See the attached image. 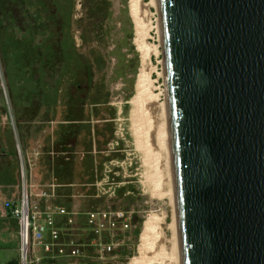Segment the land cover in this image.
<instances>
[{
  "label": "water",
  "instance_id": "1",
  "mask_svg": "<svg viewBox=\"0 0 264 264\" xmlns=\"http://www.w3.org/2000/svg\"><path fill=\"white\" fill-rule=\"evenodd\" d=\"M182 264H264V0H159Z\"/></svg>",
  "mask_w": 264,
  "mask_h": 264
},
{
  "label": "rangeland",
  "instance_id": "2",
  "mask_svg": "<svg viewBox=\"0 0 264 264\" xmlns=\"http://www.w3.org/2000/svg\"><path fill=\"white\" fill-rule=\"evenodd\" d=\"M106 1L108 2L107 19L102 24V27L94 28L92 34L90 35V38H87L85 42H82L80 37V27H82L83 30L88 29L87 22L82 19V12L84 11L83 4H85V0H56L57 3L61 4L62 9L65 11V14L70 15L69 21H71V24L68 35L69 39L72 41V43L75 44L76 50L80 53H83V57L85 56L84 58L88 59L93 66L95 76V88L93 92L97 91L96 93L100 94L98 97H96L98 103L100 104L97 106L98 114L92 117V123L95 124V127H97L98 130L103 132V125L105 124L103 120H108V123L112 127L113 134L108 139H111L109 145H106L101 137L99 139L95 137V139L101 143V145L99 146L100 150L104 152H110L108 159L123 161V165L121 164L123 166V175L121 174L119 176L118 181L124 182L123 187L128 193L125 192L126 194L123 195V188H121L120 190L122 192L120 193L118 191V194H116L114 198L112 197L111 200L93 199L90 197H77L70 201H68V199H65L64 202L66 204H63L65 207L72 208L73 210H76L80 213L90 211L92 208L106 209L110 207L118 210H127L133 212L135 211V217L137 220L135 223L136 228H133L129 231L128 237L125 242L126 245L121 251L120 255L116 256L115 259H110V263L112 264H129L131 258L138 255L137 248L139 246L140 233L142 231L144 220L149 215L157 214L158 216L165 218L164 220L166 223H169L171 221V215L172 213H174V210L172 201L170 200V197L168 195L159 197L156 195H152V193L149 192V186L145 182L144 178L146 165L145 167H143V157L142 155H140L134 145V137L131 131V118L129 113L131 108L130 100L135 95L134 85L136 83L137 75L141 66V53L136 47L137 43L135 38V22L130 12L129 0ZM151 11H154L153 8H151ZM157 59H155L154 57H152L151 59L152 64H154L155 66L156 61H159L161 59V56L157 57ZM77 62L78 61L74 58L73 60H71V63H69V72L65 74L63 82H61V85L59 87L60 91L59 97L57 99L58 101L56 105L50 109V120L42 124L44 128L42 129V133L40 134L39 138L37 139V136H33V138H29L27 140V150L34 148L36 145V141H39L40 145H42L41 148L45 149L46 154H43L41 157H39L40 159L38 158L37 160V162H39L41 165H45L44 160L46 159V157L50 158L49 146L51 138L53 137V139H56L59 133V129H62L64 126V124H60L57 122L63 121L66 100L65 89L73 79V74L76 70L75 65L80 64ZM21 80L24 84L25 79L22 78ZM15 81L16 82L10 83V91L12 93L11 95H15L18 92L16 90L18 86L17 80ZM162 81V78L158 77L156 83L157 85L164 88ZM4 82L3 68L0 65V98L2 99L0 103H3L5 107L7 106L6 110L9 107L7 111L9 112L11 111V107L9 105V101H7L8 96ZM88 109L90 108L88 107ZM17 111L18 117L20 116V119H17L18 128L20 127L18 121L21 122V120L26 119L27 122H31L32 118L34 117L33 121H38L36 124V126H38V123H41L43 117H45L42 109H34V113H31L32 110L28 113L25 112L24 115L22 114L23 117L25 116V118H22V115L20 114V112L22 111L20 107L17 108ZM11 118L13 120L12 114ZM19 129L23 130L22 128ZM84 129L85 130L82 137L85 141L88 135L86 133L87 129ZM99 134L102 135L101 132ZM24 136L25 135H23V137ZM81 148L82 147L80 146L79 151H82ZM84 157L88 160H84V162L86 163V168L83 170V176H81L80 171H77L74 173V175H72V180L74 182H81L79 184L92 182L94 178L98 176L97 175L96 177H94L93 175L96 169L95 163H97L96 166L99 172L102 165L101 162L103 163L107 159V157L103 156L102 153L100 154V156L93 158L86 152L76 155V162H80L81 165V163H84L82 162V159ZM44 165L42 169L38 170L39 166L37 165V169L35 167V169L30 171V176L32 179H34L35 183L36 181L39 182L44 178V176L39 175V173H41L42 171H46ZM28 176L29 171L27 170V178ZM75 191L86 193L88 190L86 191V188L78 186L77 188H75ZM4 198H8L9 200H11V198L13 197H9L8 194L3 193L0 195V200H3ZM34 201L37 202V198H35ZM74 226H79V223ZM76 231V229H73L71 232L75 233ZM76 234L78 238L79 233ZM35 254H37V252L31 254V258ZM41 254L42 253H39L37 255L41 256ZM28 258L29 255L27 259ZM13 261H15V263H19V250L17 253L12 247L0 250V264H13Z\"/></svg>",
  "mask_w": 264,
  "mask_h": 264
},
{
  "label": "trees",
  "instance_id": "3",
  "mask_svg": "<svg viewBox=\"0 0 264 264\" xmlns=\"http://www.w3.org/2000/svg\"><path fill=\"white\" fill-rule=\"evenodd\" d=\"M83 9L82 19L87 22L88 29L83 30L80 27V37L82 42H85L87 38H90L94 28L102 27L107 19L108 2L85 0ZM69 16L56 0H0V65L3 68L8 101L21 146L23 139L20 137L17 126V108L21 104H26L30 108L45 107L43 121H48L50 107L56 103L57 91L65 74L69 72L68 65L71 60L75 58L77 63H80L75 65L76 70L73 74L75 81L83 77L90 78L91 73H94L90 61L83 57V53L76 50L75 44L69 39L71 24ZM22 78L25 79L24 84ZM15 80H17L18 92L11 95L10 83L16 82ZM0 101H2L1 98ZM0 113L3 114V109H0ZM33 119L34 117L31 121ZM43 128V126H37L38 131ZM45 165L49 166V160ZM53 170L59 185L70 184L69 180L72 179L70 170H57L55 165ZM122 190L124 194L125 188ZM60 192H62L59 193L61 195L69 194L68 189L64 187ZM119 192L122 191L119 190ZM65 199L67 198L60 201L62 205L66 204ZM136 221L134 217L133 222L136 223ZM41 257L37 264L68 263L67 259L53 258L48 253L41 254ZM76 264L112 263L85 259Z\"/></svg>",
  "mask_w": 264,
  "mask_h": 264
},
{
  "label": "built area",
  "instance_id": "4",
  "mask_svg": "<svg viewBox=\"0 0 264 264\" xmlns=\"http://www.w3.org/2000/svg\"><path fill=\"white\" fill-rule=\"evenodd\" d=\"M9 117L13 127L12 118ZM15 142L19 159V199L17 203L5 202L2 209L5 213L8 211L19 223V264H37L42 258L37 255L39 253L67 259V264H76L85 259L110 263V259L120 255L126 245L129 231L136 228L133 222L135 211L110 207L92 208L90 211L80 213L51 201L30 176V171L35 169L40 156V143L37 142L30 150L21 151L16 138ZM122 162L113 159L105 161L102 163L100 173L92 182L82 185L70 184L73 188L70 197L107 200L114 198L118 191L124 188V182L118 181L119 176L123 175ZM57 186L58 178L53 176L50 187ZM78 186L88 191L76 192L75 188ZM35 198L37 202L34 201ZM77 223L79 226H74ZM73 229L77 231L72 233ZM76 233H79L78 238ZM35 252L37 254L31 258V254Z\"/></svg>",
  "mask_w": 264,
  "mask_h": 264
},
{
  "label": "bare ground",
  "instance_id": "5",
  "mask_svg": "<svg viewBox=\"0 0 264 264\" xmlns=\"http://www.w3.org/2000/svg\"><path fill=\"white\" fill-rule=\"evenodd\" d=\"M129 8L141 53L129 113L134 145L143 157V167L146 165L144 178L149 192L159 197L168 195L174 210L169 223L157 214L144 220L138 255L129 264H182L159 0H129ZM159 56L155 66L151 59ZM158 77L164 88L157 85Z\"/></svg>",
  "mask_w": 264,
  "mask_h": 264
},
{
  "label": "flooded vegetation",
  "instance_id": "6",
  "mask_svg": "<svg viewBox=\"0 0 264 264\" xmlns=\"http://www.w3.org/2000/svg\"><path fill=\"white\" fill-rule=\"evenodd\" d=\"M90 76H91L90 78H86V77L80 78L78 81H75L74 79H72V81H70V83L66 87L65 89L66 90L65 113L63 115V121L57 122L60 124H64V126L62 129H59L58 131L59 133L56 139H53L52 137L50 140L53 142L52 143L53 150L52 149L49 150L50 159L52 160L54 164L58 163L57 166H60V165L62 166L61 169L60 168L58 169L62 171L64 169L70 170L72 175H74L75 172L80 171L81 176H83V170L86 168L85 167L86 163L84 162V160L87 161L88 159L84 157L82 159V162H84L85 164L81 163L80 165V162H76V155L78 154H83L87 152L88 155H91L94 158V157L100 156V154L102 153L103 156L107 157L105 161L111 160V159H108L110 152L107 153V152L100 150L99 146L101 145V143L95 139V137H97L98 139L101 137L103 139V142L106 145H109L111 139L110 140L108 139L113 134V131H112V127L108 123V120H103L105 122V124L103 125L104 132L98 130V128L95 127V124L92 123L93 122L92 117L98 114L97 106L100 103H98V100L96 99V97H98L100 94H97L96 93L97 91L93 92L95 88L94 73H91ZM61 82H63V80ZM59 91L60 89L57 91V99L59 97ZM57 101L58 100H56V103ZM56 103L52 107H54ZM6 107L5 105H3V103H0V109H3V114L0 113V123L1 121L5 122L4 132L6 135L5 141H4L3 153L6 154L8 162L10 163L12 167V170L16 169L17 176L19 177V159H18V154H17L15 138L17 139L18 146L21 149V151L24 150L25 147L23 145L22 147L19 142V139H18L19 136L17 134L14 121L12 120L13 127L10 122L9 116H11L12 113L11 111L7 112L9 107L7 110H6ZM52 107H50V109ZM88 107L90 109H88ZM20 109H22L20 114L24 115L25 112L28 113L31 110H32L31 113H34L33 112L34 109H38V110L42 109V112H44L45 107L30 108L26 104H21ZM17 114H18V111H17ZM23 115H22V118H25V116L23 117ZM19 119H20V116L18 117V120ZM44 119L45 118L43 117L42 122L41 123L39 122L38 125L43 126L42 124H44L45 122H48L50 120V114H49L48 121H43ZM31 122H34V121H31ZM31 122H27L26 119L21 120V122L18 121V124L20 126L19 128H22L23 130L27 131V127L29 123ZM84 128L87 129L86 133L88 135L85 141L83 140V137H82L84 134V130H85ZM19 130H20L19 131L20 136L22 137L25 134V131L21 129ZM100 132L102 133V135L99 134ZM80 146L82 147L81 148L82 151H79ZM41 150H40V156L43 154V152L41 153ZM96 164L97 163H95L96 169L93 173L94 177H96L100 173V171L98 172ZM2 214L3 213L0 210V215ZM4 215H7V214L5 213ZM18 245H19V223H18Z\"/></svg>",
  "mask_w": 264,
  "mask_h": 264
},
{
  "label": "crops",
  "instance_id": "7",
  "mask_svg": "<svg viewBox=\"0 0 264 264\" xmlns=\"http://www.w3.org/2000/svg\"><path fill=\"white\" fill-rule=\"evenodd\" d=\"M36 124H37V121L29 123V125H30V127L28 125L29 130L25 131L24 137L22 136L25 150L28 148L26 145L27 140L29 138H33V136H35V137L37 136V139H38L40 134L42 133L41 131H38ZM4 127H5V122L1 121V123H0V195L3 193H6L9 195V197L12 196L13 198H11V200H9L8 198H4L3 200H0V210L3 213L2 215H0V250L1 249L4 250L6 248L12 247L14 249V251L17 253L18 252V220L11 217L9 215L8 211L6 212L7 215H4L5 212H3V209H2V206L5 202L17 203L18 199H19V192H20L19 191L17 171H16V169L12 170V167H11L10 163L8 162L6 154L3 153L4 141H5V136H6L5 132H4ZM28 127H27V129H28ZM37 142H39V141H36V143ZM52 143L53 142L50 141V146H49L50 149L49 150H51V149L53 150V147H52L53 144ZM42 152H43V154H46V151L43 148H42ZM48 160H49V166L43 164L44 167L46 168V171L44 170L41 173H39V175L44 176V178L41 179L39 182L36 181V184L39 185L41 187V189L43 190V192L48 196L46 198L50 199L51 201H53L55 203L61 204L60 201L63 198H67L69 201L72 200L70 195L73 192V188L70 186V184L82 185V184H86V183L79 184L81 182H74L72 180L73 179V177H72V179L70 178V180H69L70 184H68V185H59L57 187H50L51 178L53 176H55L54 170H53V165H55V167H56L57 164H54L52 162V160L48 157H46L44 162L47 163ZM39 164L40 163L37 162L36 169L39 166ZM43 165L40 164L38 170L42 169ZM61 167H62L61 165L57 166V170H58V168L61 169ZM48 185L50 188L48 187ZM62 187L68 189V192H69L68 195L59 194V193H62V192H60ZM49 195H50V197H49ZM13 262L15 263V261H13ZM15 264H19V263H15Z\"/></svg>",
  "mask_w": 264,
  "mask_h": 264
}]
</instances>
